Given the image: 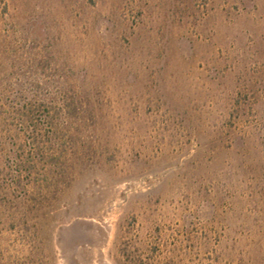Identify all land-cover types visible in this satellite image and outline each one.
<instances>
[{
    "label": "rangeland",
    "instance_id": "obj_1",
    "mask_svg": "<svg viewBox=\"0 0 264 264\" xmlns=\"http://www.w3.org/2000/svg\"><path fill=\"white\" fill-rule=\"evenodd\" d=\"M0 264H264V0H0Z\"/></svg>",
    "mask_w": 264,
    "mask_h": 264
}]
</instances>
